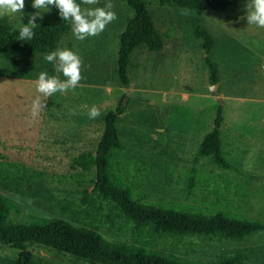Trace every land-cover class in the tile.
Listing matches in <instances>:
<instances>
[{"label":"rangeland","instance_id":"rangeland-1","mask_svg":"<svg viewBox=\"0 0 264 264\" xmlns=\"http://www.w3.org/2000/svg\"><path fill=\"white\" fill-rule=\"evenodd\" d=\"M107 2L81 7H103ZM111 2L117 19L101 34L79 41L71 28L58 45L76 52L83 62V79L74 90L47 98L36 91L41 71L65 79L44 54L0 56V155L40 174L31 190L30 183H22V194L0 191L20 211L9 220L21 222L34 215L74 225L91 223L109 241L193 261H212L240 250L245 254L241 264H264V231L234 242L203 237L178 241L120 230L107 218L108 205L92 191L94 175H82L71 167L81 152L95 153L102 134L101 117L90 119L89 110L96 106L101 114L114 109L126 95L128 105L118 124L125 149L113 156L114 173L133 191L144 193L143 202L206 213L222 210L264 223V28L247 24L246 5L192 14L145 0L164 46L155 52L136 49L127 69L129 84L123 86L117 76L119 37L132 10L120 1ZM32 3L25 0L23 13L0 17L20 28L37 11ZM54 9L50 6L36 23H43ZM196 15L213 40L209 59L216 66V83L210 80L202 40L193 33ZM37 96L46 108L34 119L31 102ZM218 108L223 113V150L233 170L218 169L197 156ZM192 169L195 182L188 192ZM28 250L39 264H90L44 246ZM17 252L0 247V264H14Z\"/></svg>","mask_w":264,"mask_h":264},{"label":"trees","instance_id":"trees-1","mask_svg":"<svg viewBox=\"0 0 264 264\" xmlns=\"http://www.w3.org/2000/svg\"><path fill=\"white\" fill-rule=\"evenodd\" d=\"M125 3L132 16L127 20L119 37L117 58V76L123 86H128V65L134 51L143 48L147 52L160 51L164 42L155 28L147 11L145 0H117ZM160 5H169L192 11H226L231 7L246 5L247 0H155ZM83 5L82 0H76ZM19 29L13 28L6 17H0V56L29 57L33 54H48L58 48L62 37L69 33L71 25L63 21L55 8L47 19L34 29L31 40L20 41ZM194 36L202 40L207 54L205 61L210 70V80L216 83V66L209 59L213 40L209 33L201 28L199 19H194ZM128 101L123 97L114 109L101 112L102 134L95 153L83 151L72 159L71 167L78 168L80 174L94 175L93 189L102 202L109 208L107 218L120 230L130 228L136 235H154L170 237L178 241L187 237L241 242L253 234L264 231V223L238 217L226 211L217 210L206 213L194 210H178L162 204L145 203L144 193L133 191L122 176L114 173L113 156L125 149L120 139L118 124L126 111ZM223 113L218 108L213 120V128L203 136L197 147V156L209 160L221 170H233L225 156L221 138ZM0 155V191L22 194V183H30V190L40 174L24 166L11 163ZM187 190L190 192L195 182V169L190 171ZM83 192V201H87ZM62 211H67L63 206ZM76 216V210H68ZM20 214L17 204L0 192V247H12L17 250L14 264H39L28 250L29 246L48 247L78 258L90 264H241L244 252L236 250L223 254L212 261H193L173 254L145 249L124 242L107 240L91 223L74 225L61 218H47L34 215L24 216L21 222H11V214ZM121 220L122 223L117 222Z\"/></svg>","mask_w":264,"mask_h":264},{"label":"clouds","instance_id":"clouds-1","mask_svg":"<svg viewBox=\"0 0 264 264\" xmlns=\"http://www.w3.org/2000/svg\"><path fill=\"white\" fill-rule=\"evenodd\" d=\"M83 5H97L99 0H82ZM50 6L58 9L63 21H68L71 25L75 38L83 41L89 37L101 34L107 25L117 19L114 5L111 0L103 7H81L76 0H33L32 7L37 11L29 15L27 24H23L19 29V40H31L35 36L34 29L39 25L37 18L43 19V13L50 11ZM25 0H0V16L23 13ZM246 20L248 25H256L264 28V0H247ZM44 60L52 63L57 73H62L65 79L61 80L57 76H49L48 72L41 71L36 81V91L44 98L51 97L57 92L74 90L83 79V62L80 56L67 48H57L46 54ZM46 108L45 102L37 96L31 102V116L35 119L40 112ZM89 118L96 119L100 116V110L93 106L89 110Z\"/></svg>","mask_w":264,"mask_h":264}]
</instances>
